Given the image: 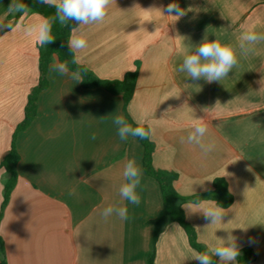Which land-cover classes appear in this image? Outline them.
Wrapping results in <instances>:
<instances>
[{
  "label": "crops",
  "instance_id": "0c3cea01",
  "mask_svg": "<svg viewBox=\"0 0 264 264\" xmlns=\"http://www.w3.org/2000/svg\"><path fill=\"white\" fill-rule=\"evenodd\" d=\"M174 2L186 13L178 20L166 10ZM10 4L0 0V21L14 28L43 18L27 11L14 21ZM253 25L264 33V0H116L103 22L85 27L81 65L99 78L121 79L138 62L126 111L134 123L143 117L152 124L153 166L177 174L174 187L182 196L210 190L217 177L233 196L223 224L208 228L202 214L189 217L182 207L197 240L206 246L214 234L232 230L240 249H252L251 264H264V42L247 57L238 51L242 32ZM10 31L0 28V161L38 79V44ZM206 31L210 40L237 47L238 64L220 82L193 81L178 70ZM54 62L35 118L15 139L17 181L0 218L6 264H146L149 221L162 202L157 182L144 173L140 203L120 197L126 161L141 167L142 156L137 139L121 141L112 123L114 116L125 118L122 97L50 73ZM193 118L204 120L205 141L216 145L207 156L186 142ZM4 178L0 168V203ZM109 205L126 206L128 219H104ZM194 253L184 230L171 222L158 236L153 264H198Z\"/></svg>",
  "mask_w": 264,
  "mask_h": 264
},
{
  "label": "clouds",
  "instance_id": "9594fccd",
  "mask_svg": "<svg viewBox=\"0 0 264 264\" xmlns=\"http://www.w3.org/2000/svg\"><path fill=\"white\" fill-rule=\"evenodd\" d=\"M40 2L55 9V16L52 20L42 18L39 22L16 25L15 28L11 23L0 21V28L6 27L11 30L10 32L19 29L25 36L34 38L36 43L43 47L55 41L52 35V24L54 21H58L65 27L69 22H74L77 27L71 28L67 43L72 54V63L77 66L82 63V53L88 47V41L84 35L85 27L103 22L111 7L116 4V0H40ZM166 10L169 13L168 16L176 17L177 20L186 14L184 9L180 8L179 4L175 2L169 4ZM16 13L26 15L27 8L25 5L11 0L7 14L13 15ZM172 13L176 14L172 15ZM261 42H264V33L257 32L255 25L248 27L239 38V55L247 57L249 54L254 53L255 46ZM194 48L193 52H185L183 62L178 69L180 72L186 73L187 77L193 81L203 79L207 83L220 82L238 64L237 47L231 44H222L217 38L210 40L207 31L202 41L198 45H194ZM49 71L50 73L56 72L60 75H69L76 84L84 81L85 73L79 67L70 73L66 63L54 62ZM259 83L261 84L259 91L264 92V78ZM191 110L193 112V109ZM207 110L208 108L203 109L205 112ZM134 119L137 124L135 127L121 115L113 117L112 123L117 129V135L120 140L126 141L129 137L150 139L153 133L151 122L146 121L143 117H134ZM144 123H148L147 128L141 126ZM207 133L208 125L204 120L193 118L191 131L186 138V142L198 146L201 153L205 156L216 148L213 141H205ZM91 139H96L95 133L91 135ZM142 175L143 170L138 166L136 161L128 159L123 170V177L126 182L119 188L122 200H126L132 204L140 203L137 188L140 186ZM226 175H228L227 172ZM207 181H212V179H208ZM200 184H203V182ZM181 207L185 209L186 215L189 217L196 213L202 214L205 220L210 221L205 228L223 224L224 208L214 201H188L182 203ZM112 215L121 220H127L128 208L126 206L109 205L101 212V216L104 219ZM226 232V237H217L214 234L213 239L206 243L207 250L205 252L194 253L192 259L197 261L198 264H214L213 257H215L218 258L220 264H237L238 257L240 256V247L237 243L238 238L232 235V230H226ZM249 242L253 241L250 240Z\"/></svg>",
  "mask_w": 264,
  "mask_h": 264
},
{
  "label": "trees",
  "instance_id": "16d2710c",
  "mask_svg": "<svg viewBox=\"0 0 264 264\" xmlns=\"http://www.w3.org/2000/svg\"><path fill=\"white\" fill-rule=\"evenodd\" d=\"M15 2L21 3L26 6L27 11L35 12L41 15L43 18L52 20L55 16V9L40 2V0H15ZM22 13H16L9 15L13 17L14 21H17ZM77 25L74 22H69L65 27L58 21H54L52 24V35L55 41L49 45L43 47L38 45V79L37 83L32 87L27 96V101L24 107V115L21 122L16 126L13 133L10 147L5 156L0 161V168L4 171V181L2 190V200L0 203V218L6 207L10 194L17 181V162L19 160V154L16 149L15 139L19 131L24 130L29 126L36 116L37 111V98L41 91H43L47 85V67L49 63L56 58L59 63H66L69 67V71H75L77 67L85 73L84 81L81 87L84 89L102 88L110 94L121 95L122 97V110L127 121L133 125L134 123L126 111L127 103L132 98L137 74H138V62L134 63V69L127 71L121 79H102L96 76L84 65H74L72 63V54L68 46L67 40L70 36V30ZM147 128L145 125H141ZM142 146L141 156V168L143 173L153 178L159 187L161 196V208L158 211L155 218L149 222L152 225V248L147 258L146 264L154 263L155 256V243L159 234L163 228L171 222L177 223L185 232L189 245L193 250L198 252H205L206 246L199 242L196 237L194 228L186 221L184 211L181 207L182 203L188 201L197 200H209L216 202L219 206L227 208L233 201V196L230 193L226 181L217 177L212 182V188L208 191L182 196L175 187L174 182L177 179V174L173 171L163 170L155 168L152 164V153L154 145L150 139L136 138ZM6 170V171H5ZM254 258V253L251 248L243 247L240 249V256L238 257L237 264H251ZM214 264H217L216 258L213 257ZM0 264H6L3 240L0 237Z\"/></svg>",
  "mask_w": 264,
  "mask_h": 264
}]
</instances>
